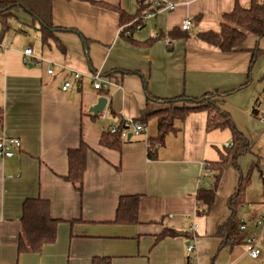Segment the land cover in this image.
Returning a JSON list of instances; mask_svg holds the SVG:
<instances>
[{
    "label": "crops",
    "instance_id": "1",
    "mask_svg": "<svg viewBox=\"0 0 264 264\" xmlns=\"http://www.w3.org/2000/svg\"><path fill=\"white\" fill-rule=\"evenodd\" d=\"M153 1L52 0V24L63 30L54 31L47 44L25 11L13 17L24 12L21 27L10 24L0 34L2 133L21 141V149L0 161V264H92L94 258H108L109 264H186L189 235L194 236L196 264H264V234L253 259L245 251L243 233L238 242L221 244L225 235L217 232L229 219V198L244 172L252 170L253 178L239 219L250 231L264 210V35L247 33L229 52L199 36L219 31L225 14L236 5L248 8L251 0H157L155 15L140 30L123 35L116 8L134 19L151 10ZM182 17L192 20L188 30L179 27ZM11 30L18 35H10ZM164 38L171 39V47ZM28 47L32 56L24 63ZM256 48L261 52L250 64ZM95 71L108 82L106 89L92 86ZM71 72L80 77L63 91ZM208 91L224 94L219 106L251 150L236 159L239 178L217 194L219 174L214 201L204 212L196 198L202 163L218 161L228 149L223 143H232L229 129L206 130L204 111L177 120V129L156 144L154 158L148 157L147 142L157 132L154 116L145 124L146 133L124 140L119 149L100 140L118 119L139 118L149 95L195 97ZM99 96L108 98L104 119L89 112ZM148 104L158 106L155 100ZM80 141L89 147L81 192L64 178L67 151ZM125 195H139L137 223L115 222L119 198ZM29 197L49 202L51 218L59 220L56 238L38 253H18L22 203ZM164 229L174 233L157 238Z\"/></svg>",
    "mask_w": 264,
    "mask_h": 264
},
{
    "label": "trees",
    "instance_id": "2",
    "mask_svg": "<svg viewBox=\"0 0 264 264\" xmlns=\"http://www.w3.org/2000/svg\"><path fill=\"white\" fill-rule=\"evenodd\" d=\"M51 1L0 0V34L4 35L9 30V20L15 17L17 12L25 11L39 24L38 31L41 43L43 45L47 44L48 39L54 38V31L63 30L52 24ZM116 10L119 13L121 25L131 21L132 18L122 9L116 8ZM224 18L226 21L221 23L219 31H205L200 33L199 36L202 40L219 47L223 52H229L237 49V46L244 40L247 33L255 34L258 37L264 35V0H251L248 8L236 5L230 13L224 15ZM61 49L63 50L62 46ZM256 51L252 55L250 64H253L256 56L261 52L258 48H256ZM222 96L224 94L217 91H208L195 97L182 94L164 99L149 95L145 109L139 118H135L143 124H146L149 117L154 116L156 118L157 132L154 136H149L147 139L149 158H154L155 156L156 150H154V146L156 144H163L165 136L177 129L175 122L183 120L190 112L204 111L206 113V130L225 128L230 130L232 145L226 150V155H221L218 161L208 162L213 172L214 184L210 188L200 185L197 189L196 198L205 207L204 212L208 210L214 201L215 184L218 180L219 171L224 168L228 158H232L234 167L238 169L236 159L251 150V145L235 127L229 112L219 106L218 103ZM152 100L157 102L158 106L156 108L148 107V103ZM121 120L118 119L116 123L120 125ZM2 124L3 109L0 106V134L2 133ZM123 141L118 133H110L106 130L101 136L100 143L114 149H119ZM88 150V145L80 141L78 147L67 151L68 173L64 178L72 184L77 185V190L80 192ZM252 166L254 164L251 165V168ZM247 173H250V171ZM249 180L248 176H241L236 192L229 198L231 211L229 219L217 230L218 233L223 232L225 235L221 244L227 242L234 243L241 240V233L243 232L238 229L240 222L238 210L244 203L245 190ZM138 205L139 195L121 196L116 210L115 222L121 224L137 223ZM20 221L21 232L17 243L18 253H38L45 244L55 241L59 220L51 218L49 202L47 200L40 197L25 198L22 203ZM173 233L170 229H164L157 238L160 239ZM191 237V235L187 236V241ZM242 239H244V234ZM97 260L105 261V264H109L108 258H94L92 264H97ZM186 264H189L188 257H186Z\"/></svg>",
    "mask_w": 264,
    "mask_h": 264
},
{
    "label": "built area",
    "instance_id": "3",
    "mask_svg": "<svg viewBox=\"0 0 264 264\" xmlns=\"http://www.w3.org/2000/svg\"><path fill=\"white\" fill-rule=\"evenodd\" d=\"M159 5V1H153V6L151 10H147L142 12L139 16L135 17L130 22L121 25V32L125 36H130L133 31L140 30L143 24L150 18H152ZM168 8L171 10L174 8V5H169ZM192 24V20L189 17H182L179 20V27L181 30H188ZM164 42L167 47L172 46V41L169 38H164ZM0 46H2L0 42ZM32 56V49L28 47L24 50V63L30 62V57ZM46 72L48 74L52 73V69L50 67L47 68ZM80 77V73L71 72L66 77V79L62 82L61 90L66 91L71 85V79H78ZM92 79V86L95 89H106L108 82L102 79L101 74L98 71L92 72L90 75ZM117 88H120V85H116ZM97 117L100 119H104L106 117L105 108L102 112L97 114ZM108 131L110 133H118L121 139L127 140L128 136L137 137L142 133H146L147 128L146 125L138 121L137 119L124 117L122 118L120 125L117 123L110 124L108 127ZM232 145L231 142L223 143V147L229 148ZM21 149V141L18 137L7 136L3 133L0 134V161L12 157L16 150ZM213 175L212 169L208 162L202 163L201 174L198 178V184L204 186L205 188H210L215 180L210 181V177ZM197 229V225L193 224L191 226V230L195 231ZM238 229L243 232L244 239L243 243L245 246V251L247 255L251 258H257L260 253L259 242L261 241L264 234V210L259 213V215L253 221V227L251 230H248L247 224L244 220H240ZM194 236L191 237L187 241L186 244V252L188 257L189 264H196V256L194 254Z\"/></svg>",
    "mask_w": 264,
    "mask_h": 264
},
{
    "label": "rangeland",
    "instance_id": "4",
    "mask_svg": "<svg viewBox=\"0 0 264 264\" xmlns=\"http://www.w3.org/2000/svg\"><path fill=\"white\" fill-rule=\"evenodd\" d=\"M23 13L24 12H21L20 15L23 16ZM20 15H19V18L21 17ZM19 18L18 19L11 18L9 20V24H11L12 28H17L18 26L21 27L23 25V23L19 20ZM23 29L25 32H27L30 35H33V33L35 32L32 28H29L28 30H25V28H23ZM9 34L10 35L11 34L12 35H18V34H14L12 32V30L9 32ZM31 38H33V36ZM237 164L239 165V162H237ZM262 164L264 165V162ZM250 166L251 165H249V169H250ZM239 169H241L240 165H239ZM219 172H220L219 173L220 178H219L218 187H217V189H218L217 194H218L219 190H223V188L226 189L228 187V185L233 181V179L235 181L236 178H239V174H240V172L234 167L232 158H230L228 160V162L225 164L224 168H222V170H220ZM251 172H252V170L250 171V173L244 172L243 177L248 176V178L251 180L253 178V176H252L253 172L252 173ZM209 180L213 181L214 176L212 175Z\"/></svg>",
    "mask_w": 264,
    "mask_h": 264
},
{
    "label": "water",
    "instance_id": "5",
    "mask_svg": "<svg viewBox=\"0 0 264 264\" xmlns=\"http://www.w3.org/2000/svg\"><path fill=\"white\" fill-rule=\"evenodd\" d=\"M107 97L105 96H99L96 103L93 104L91 107H89V112L92 113V115L94 117L97 116L98 113L102 112L104 110V108L107 105ZM131 135L128 136V139H130ZM157 148V145L154 146V149ZM175 233H177L178 235H183L182 231H177L175 230Z\"/></svg>",
    "mask_w": 264,
    "mask_h": 264
}]
</instances>
